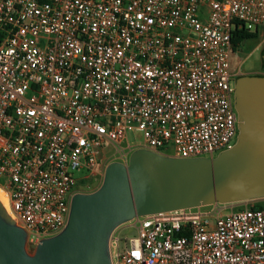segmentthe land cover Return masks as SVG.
<instances>
[{"label": "built area", "instance_id": "2783aa9c", "mask_svg": "<svg viewBox=\"0 0 264 264\" xmlns=\"http://www.w3.org/2000/svg\"><path fill=\"white\" fill-rule=\"evenodd\" d=\"M240 28L264 30V0H0V189L27 244L63 230L107 147L124 164L134 148L192 159L233 147ZM258 201L135 218V237L111 234V262L264 264Z\"/></svg>", "mask_w": 264, "mask_h": 264}, {"label": "water", "instance_id": "95a60500", "mask_svg": "<svg viewBox=\"0 0 264 264\" xmlns=\"http://www.w3.org/2000/svg\"><path fill=\"white\" fill-rule=\"evenodd\" d=\"M264 69V53L260 56ZM238 135L214 158L181 159L133 150L111 162L100 186L75 193L65 227L26 252L25 231L0 203V264H112L111 234L147 215L264 199V75L237 76Z\"/></svg>", "mask_w": 264, "mask_h": 264}, {"label": "rangeland", "instance_id": "374dc122", "mask_svg": "<svg viewBox=\"0 0 264 264\" xmlns=\"http://www.w3.org/2000/svg\"><path fill=\"white\" fill-rule=\"evenodd\" d=\"M238 49L243 52V55H242L243 60L237 59V63H239L240 61H243L241 64L240 70L243 71L244 73H247V74L259 73L260 69H261V67H260V64H261L260 63V52L262 49H264V30L260 31L259 35L257 36V38L255 40H251V41H248V42L240 45ZM140 142H141L140 134H134V133L128 134V145H130L131 147H135ZM133 150H135V148L132 149L131 152ZM106 153H107V155L103 160V165L101 166L103 168V170L101 171V174L91 177L88 180L87 186H85V185L79 186L78 187L79 190L85 191V193H90V192L95 191L100 186V184L102 182L104 170H105L106 166L111 162H122L118 156H115L116 150L114 148H112V147L108 148L107 147ZM130 153L127 156V160H128ZM217 155L218 154H216L215 157ZM80 175H82V173L77 174L76 177H79ZM258 204L264 206V201H258ZM230 207H232V206H230ZM207 209H209V208H207ZM207 209H204V210H207ZM224 209H226L225 212H229V208L226 207ZM128 225L129 224L127 223V224L119 227L118 229H116L117 233H119L120 239L132 238V237L136 236V234H137L136 230L128 228L127 227ZM120 248L121 249L123 248V241L122 240L120 242ZM25 249L29 255H33L34 251H35V246L26 243Z\"/></svg>", "mask_w": 264, "mask_h": 264}, {"label": "trees", "instance_id": "16d2710c", "mask_svg": "<svg viewBox=\"0 0 264 264\" xmlns=\"http://www.w3.org/2000/svg\"><path fill=\"white\" fill-rule=\"evenodd\" d=\"M260 31L255 30L253 32L247 31L244 28H240L235 30L232 37V46L233 50L236 51L240 45L244 44L245 42L255 40L259 35ZM82 185V184H81ZM263 206L260 204H255L252 209H262Z\"/></svg>", "mask_w": 264, "mask_h": 264}, {"label": "flooded vegetation", "instance_id": "af4514ba", "mask_svg": "<svg viewBox=\"0 0 264 264\" xmlns=\"http://www.w3.org/2000/svg\"><path fill=\"white\" fill-rule=\"evenodd\" d=\"M262 53H264V49L261 50L260 56L262 55ZM242 55H243V52L239 49H237L236 51H233V54H232V69H233V71H236L238 68L241 67V64L243 61H240L239 63H237V59L243 60ZM260 67H261V64H260ZM254 74L264 75V69H260L259 73H254ZM247 75H250V74L244 73L241 70L238 73V76H247Z\"/></svg>", "mask_w": 264, "mask_h": 264}, {"label": "bare ground", "instance_id": "6f19581e", "mask_svg": "<svg viewBox=\"0 0 264 264\" xmlns=\"http://www.w3.org/2000/svg\"><path fill=\"white\" fill-rule=\"evenodd\" d=\"M0 203L4 207V209L6 210V212H8L7 197H6L5 193L1 189H0Z\"/></svg>", "mask_w": 264, "mask_h": 264}, {"label": "crops", "instance_id": "0c3cea01", "mask_svg": "<svg viewBox=\"0 0 264 264\" xmlns=\"http://www.w3.org/2000/svg\"><path fill=\"white\" fill-rule=\"evenodd\" d=\"M238 206H239L238 204L232 205V207H234V208H237Z\"/></svg>", "mask_w": 264, "mask_h": 264}]
</instances>
